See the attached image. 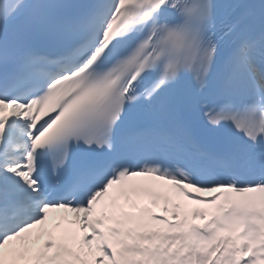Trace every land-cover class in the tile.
Here are the masks:
<instances>
[{
	"label": "snow or ice",
	"instance_id": "snow-or-ice-1",
	"mask_svg": "<svg viewBox=\"0 0 264 264\" xmlns=\"http://www.w3.org/2000/svg\"><path fill=\"white\" fill-rule=\"evenodd\" d=\"M0 264H264V0H0Z\"/></svg>",
	"mask_w": 264,
	"mask_h": 264
}]
</instances>
